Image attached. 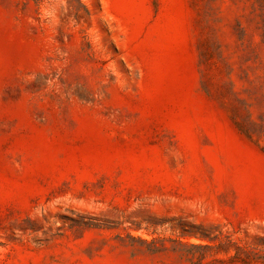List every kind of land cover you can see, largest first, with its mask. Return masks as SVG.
I'll list each match as a JSON object with an SVG mask.
<instances>
[{"label": "rangeland", "instance_id": "rangeland-1", "mask_svg": "<svg viewBox=\"0 0 264 264\" xmlns=\"http://www.w3.org/2000/svg\"><path fill=\"white\" fill-rule=\"evenodd\" d=\"M0 264H264V0H0Z\"/></svg>", "mask_w": 264, "mask_h": 264}, {"label": "trees", "instance_id": "trees-1", "mask_svg": "<svg viewBox=\"0 0 264 264\" xmlns=\"http://www.w3.org/2000/svg\"><path fill=\"white\" fill-rule=\"evenodd\" d=\"M194 247H198V248H205V247H208V245L204 246V245H194ZM239 249H242V247L238 246ZM247 252V251H246ZM235 258H237L236 255L232 256L231 257V260H235Z\"/></svg>", "mask_w": 264, "mask_h": 264}]
</instances>
